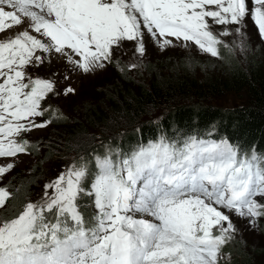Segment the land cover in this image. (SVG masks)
Wrapping results in <instances>:
<instances>
[{"label": "snow or ice", "instance_id": "obj_1", "mask_svg": "<svg viewBox=\"0 0 264 264\" xmlns=\"http://www.w3.org/2000/svg\"><path fill=\"white\" fill-rule=\"evenodd\" d=\"M250 26L264 40V0H0V158L13 161L0 162V181L35 151L33 131L64 119L51 98L76 92L60 89L55 71L30 69L59 60L80 78L109 66L127 74L142 63L123 62L126 46L144 57L153 39L161 50L179 41L222 58L232 49L221 37L250 39ZM102 147L12 215L15 194L0 186V264H221L243 238L235 221L264 220V153L255 146L178 131L127 150Z\"/></svg>", "mask_w": 264, "mask_h": 264}, {"label": "trees", "instance_id": "obj_2", "mask_svg": "<svg viewBox=\"0 0 264 264\" xmlns=\"http://www.w3.org/2000/svg\"><path fill=\"white\" fill-rule=\"evenodd\" d=\"M260 52L257 48L245 67L234 62L231 55H223L221 61L227 63L223 74L210 80L188 77L187 69L179 73L186 63L165 54L158 56L156 64L148 63L154 55H147L141 62L140 69L147 76L142 86L133 78L136 70H129L127 74L114 71L116 75L112 73L107 82H102L103 91L80 93L77 97L83 100L79 112L87 114L84 125L73 120L67 123L74 115L70 109L67 122L61 120L52 124V131L60 128L63 144L48 145V156L74 153L69 160L72 162L80 156L89 158L94 153H102V145H119L127 150L138 142L146 143L160 134L174 136L178 131L212 132L215 138L227 137L235 144L248 149L255 146L257 151L264 153V61L256 57ZM186 66L192 68L190 64ZM162 68L167 72H157ZM172 74L174 76H170ZM225 92L242 94L243 102L231 108L210 105V101L217 100V96ZM180 101L187 103L177 106ZM202 101L206 104L199 103ZM32 171L27 175L23 170L18 175H10V190L15 194L10 211L19 210L29 196V185L38 176L36 167ZM20 177L25 178L18 179ZM260 236L263 242L245 247V252L242 251L244 247L240 250L231 242L224 251L232 257L227 264H264V223L260 224Z\"/></svg>", "mask_w": 264, "mask_h": 264}, {"label": "rangeland", "instance_id": "obj_3", "mask_svg": "<svg viewBox=\"0 0 264 264\" xmlns=\"http://www.w3.org/2000/svg\"><path fill=\"white\" fill-rule=\"evenodd\" d=\"M218 30L222 31L223 29L219 28L218 26ZM14 34L15 33H9V35ZM249 35L250 39L242 38L237 34L229 35L227 37H221V39L224 40L225 44L231 47L232 49L231 52L221 49L223 55H231L233 61L238 63V65H240L241 67L246 66L248 58L250 59V57L253 56L257 48H259L261 52L256 57L264 61V40H261L258 37L255 28L251 26L249 27ZM242 40L245 44V47L243 49L239 47ZM125 52L127 54L122 58L124 63H128L131 60H140L142 62L147 55H154L148 61V63L153 62L154 64L158 62V56L160 54L170 55L172 56V58L176 57L177 60H183V63L190 64V66L192 67L191 69H189L185 64V67L183 66L184 70L178 72L182 73L183 71H185V69H187L189 71L185 72L186 76L192 77L196 80H210L214 76L219 78L220 75L223 74L225 65L227 64L226 62H222L221 58L212 57L210 54L204 53L203 51L199 50L198 47L192 45L191 43H189L188 46H183V44L179 41H174L173 45L167 47L164 50H161V48L153 39L148 42V52L147 55H145L144 57H139L138 54L134 52L133 46L131 44H128L126 46ZM53 64L54 67L52 69L40 67L39 69H30V72H33L35 75H39L42 78H52L51 74L53 71H55L56 79L58 81V87L60 89H65L69 86L75 88V94L68 96L60 95L57 97H53L51 98L50 103L54 108H58L63 112L64 119L62 121L67 122L68 113L70 109V111L72 110L74 112V115L67 123L71 124V121L73 120V122H77L78 125H84L86 122L85 117H87V114H82L83 112H79L80 104H82L81 102L83 100L80 98L77 99V97H79L80 93L87 95L86 93H91L93 91H98V93L100 91H103L104 89L101 87L102 82H107L112 77V73L115 74L114 71L120 72L119 67L109 66L106 70L100 71L95 75L80 78L77 75L66 71L59 60H54ZM142 71L143 70L138 68L136 69L133 75V78L136 81L135 83L141 86L147 81V76H145ZM172 71L176 72L177 70H171V72ZM157 72L165 73L167 71L162 68ZM64 76H70V79L65 80L63 78ZM170 76L174 75L172 74ZM197 76H199L200 79ZM99 99L101 100L102 98L99 97ZM243 99L244 97L242 94H232L225 92L218 95L217 100H212L209 103L212 106L214 105L222 108H231L238 104H241V102H243ZM174 102L175 100L173 101V103ZM186 103L187 101H180L176 105L181 106ZM199 103L204 105L206 104V101H202ZM159 107L161 109L160 105ZM52 128L53 125L51 124L45 129L33 131L31 133L30 139L33 142V146H35V151L31 155H23L15 160L16 167L11 172V174L15 173L16 175H18V173L23 170L24 175H27L28 173L33 172L32 170L34 167H36L38 173V176L34 180L33 184L29 185V196L25 198V200L22 199L23 202L19 210L22 208V206L26 203L28 199H38L43 194L44 185L50 182L51 180H54L61 172L65 170L67 166L71 165L72 163L69 160L74 155V153L72 154L68 152V154L62 156L54 155L53 153V155L48 156V153L50 151L48 145L50 146L51 144L56 143L63 144V141L60 136L62 134L60 128L55 127L56 129H54L53 131ZM96 142H98V136H96ZM0 162L13 161L12 158H1ZM10 175H8L4 180L0 181V186L8 185L9 190L11 187V184L8 182ZM24 178L20 177L18 179L23 180ZM19 210L10 211L8 209L7 214L12 215L13 212H18ZM4 211V209H0V214H3ZM235 222L241 228L243 238L237 237L232 241V243H235V246H237L240 250H242V248L244 247L242 251L245 252V247L252 245L257 246L258 244L263 242L262 237L260 236V224L264 223L263 220H259L258 222H256L253 227H246V221L243 220H236ZM224 253L225 255L221 260V264L230 263L232 261V257L228 253Z\"/></svg>", "mask_w": 264, "mask_h": 264}]
</instances>
